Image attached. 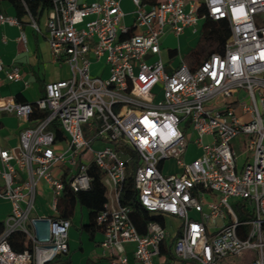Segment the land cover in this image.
<instances>
[{
	"label": "built area",
	"instance_id": "obj_1",
	"mask_svg": "<svg viewBox=\"0 0 264 264\" xmlns=\"http://www.w3.org/2000/svg\"><path fill=\"white\" fill-rule=\"evenodd\" d=\"M131 1L127 26L119 0H51V55L69 76L46 83L33 103L0 97V113L20 122L18 145L0 143V199L11 204L0 264H48L68 254L72 222L59 216L60 200L89 190L92 168L106 187L96 225L110 264H264V0ZM207 18L227 22L224 51L194 68L182 57L168 71L161 36L197 32ZM0 24L23 26L3 12ZM29 24L41 31L31 14ZM173 50L170 57L180 52ZM102 63L107 75H94ZM1 72L28 85L16 63L0 58ZM37 110L46 116L32 119ZM190 143L202 154L186 162ZM242 151L250 157L240 167ZM171 158L180 173L164 172ZM43 183L50 216L37 213ZM134 201L154 218L144 233L132 218ZM41 222L45 236L36 232ZM17 231L32 250L12 249Z\"/></svg>",
	"mask_w": 264,
	"mask_h": 264
},
{
	"label": "crops",
	"instance_id": "obj_2",
	"mask_svg": "<svg viewBox=\"0 0 264 264\" xmlns=\"http://www.w3.org/2000/svg\"><path fill=\"white\" fill-rule=\"evenodd\" d=\"M82 1L91 2L93 0ZM119 1L124 12L122 23L131 26L135 19V7L131 0ZM159 1L160 0H157V2ZM146 3L151 4L149 2ZM0 12L18 17L15 6L7 0L0 1ZM29 17L30 14H27L22 18V28L16 25L0 24V58L6 65H11L13 63L19 65L22 69L24 79L28 82V85H25L22 81L9 82L6 80L5 73L1 72L0 87L9 84L16 87L15 91L12 93L1 94L0 92V97L11 96L21 101L19 98L21 96L23 101L33 103L45 94L46 83L67 78L69 75L68 73H54L48 76L47 68L49 64L56 63L53 61L51 55L46 31L45 23L47 9L35 16L41 28L40 32H37L31 27L29 24ZM166 34L172 35L169 29L166 30L165 35ZM163 43L162 41V47ZM171 50L173 49H168V53H170ZM164 51L165 49L163 48V52ZM99 75H107L104 64L102 65ZM4 121H9V124ZM19 129L20 122L16 116L8 113H0V143L2 145L11 148L16 147L18 145ZM50 198L51 190L48 185L43 183L38 190L36 202L37 213L39 215H53V211L49 206ZM0 202L9 205L8 214L11 209L10 202L2 199H0ZM84 209L85 207H77L75 216L77 217L79 213L84 214ZM75 216L71 219L72 226L68 232V254L59 256L50 264H63L65 261H68V264H110V259L103 254L101 247V242L104 238L102 230L96 225L91 224L89 217L86 221L82 220L81 225H78L79 223ZM36 232L39 236L47 235L48 225L45 222L39 223L36 227ZM133 250L134 244H129L127 246V255L131 261H133Z\"/></svg>",
	"mask_w": 264,
	"mask_h": 264
},
{
	"label": "trees",
	"instance_id": "obj_3",
	"mask_svg": "<svg viewBox=\"0 0 264 264\" xmlns=\"http://www.w3.org/2000/svg\"><path fill=\"white\" fill-rule=\"evenodd\" d=\"M7 1H10L15 6L18 15L17 18L20 21H22V18L27 14H31L35 17L36 15L41 14L43 11H45L51 6V0ZM143 1L149 2L151 4L157 3V0ZM202 34L204 36L206 44L201 49V51L195 53L192 56V60L188 63L191 68H194L199 65L212 53H222L224 51L225 44L230 37V29L226 21H213L210 18H207L203 24ZM19 98L21 99V101H23V98L21 96ZM46 114V110H37L33 114L32 119L44 118ZM90 175L92 176L93 180L91 183V188L89 190L79 192H68L60 200L59 209L61 218H67L71 220L75 216L77 207H85L89 211V219L91 224L96 225V216L102 209L103 204L106 200V187L102 181L103 173L100 169H90ZM133 204L139 211V213L132 216L133 221L139 232L144 233L146 230L147 222L150 219L154 218L148 216V214L140 210V207L138 206V204H136V201H134ZM2 228L3 224L0 223V231L2 230ZM9 242L11 244L12 249L16 252L21 253L25 250H32V240L29 239L21 231L12 233ZM63 264H68V261H65Z\"/></svg>",
	"mask_w": 264,
	"mask_h": 264
},
{
	"label": "rangeland",
	"instance_id": "obj_4",
	"mask_svg": "<svg viewBox=\"0 0 264 264\" xmlns=\"http://www.w3.org/2000/svg\"><path fill=\"white\" fill-rule=\"evenodd\" d=\"M203 24H204V21L201 22L200 25L198 26L197 32L194 31V28L193 29L187 28L185 33H183L179 38H177L174 35H167V34L166 35L164 34L161 36V39L164 42L163 48L165 49L162 56H163L164 61L167 63V65H169V67H167L168 71H171L173 65L179 62L182 57L185 59L187 63H189L192 60V56L195 53L201 51V49L205 46L206 41L202 34ZM175 48H179L180 52L178 53V55L174 57H170L167 50L175 49ZM102 65L103 63L100 65H93L92 72L94 75H99ZM47 72H48V76H51V74H54V73H60V74L68 73V75L70 74L69 66L63 63L62 64H58V63L49 64L47 68ZM10 85L11 84L0 87L1 94H7V93L14 92L16 86L14 85L10 86ZM4 122L9 124V121H4ZM10 124L14 125L13 123H10ZM210 140H211L210 137L206 136L204 138L205 143H208ZM201 154H202V149L199 148L195 143H190L186 150L185 161L190 162L192 160H195ZM248 156L250 157L248 152H243V151L239 152L238 164L240 167L243 165L244 162H246V159ZM164 172L165 173H180L181 172V168L178 167L177 160L175 158H171L166 161ZM8 210H9V205L6 203L0 202V222H3L5 220ZM83 213L84 214L79 213L77 217L75 216L76 220L79 223L78 225H81L82 220L86 221L89 217L88 216L89 212L86 208L84 209Z\"/></svg>",
	"mask_w": 264,
	"mask_h": 264
}]
</instances>
